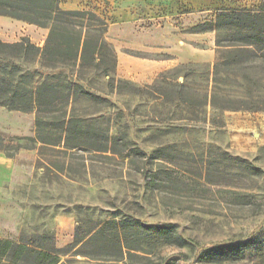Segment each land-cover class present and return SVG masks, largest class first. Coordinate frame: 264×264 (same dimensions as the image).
<instances>
[{"label": "rangeland", "instance_id": "rangeland-1", "mask_svg": "<svg viewBox=\"0 0 264 264\" xmlns=\"http://www.w3.org/2000/svg\"><path fill=\"white\" fill-rule=\"evenodd\" d=\"M59 7L91 9L107 21L117 61L110 76L139 91L111 89L99 70L0 57L8 69L36 70L35 84L57 75L50 80L59 91L63 82L79 86L67 104L55 97L38 115L56 125L69 113L81 120L67 148L59 128H37L33 112L0 106V132L36 138L20 141L30 147L15 151L10 178H0V239L59 252L60 264H264V109L209 103L212 93L219 104L264 101V60L255 48L226 65L223 52L245 43V32L194 29L215 22L218 8L255 13L264 0H59ZM3 20L1 41L27 36L43 45L42 31L33 38L27 23ZM106 140L109 149L98 151ZM128 218L171 223L188 245L143 238L140 251L118 254L112 226L90 239L105 221ZM246 240L235 258L198 261L205 248Z\"/></svg>", "mask_w": 264, "mask_h": 264}, {"label": "trees", "instance_id": "trees-1", "mask_svg": "<svg viewBox=\"0 0 264 264\" xmlns=\"http://www.w3.org/2000/svg\"><path fill=\"white\" fill-rule=\"evenodd\" d=\"M0 16L47 29L42 46L30 42L27 36H22L14 42L0 40V57L27 63L37 62L41 67L48 69L77 65L80 69L99 70L98 74L108 77L111 89L139 91V88L126 81L115 82L110 76L116 67V54L105 38L107 21L93 10L61 9L59 0H0ZM214 25L216 27L234 26L245 32L243 37L245 43L235 46L233 50L223 52V58H227L222 63L226 65L237 63V60H231V56L244 52L253 54L255 48L261 51L260 56L264 60V9L250 13L244 10L218 8L215 22L209 21L194 26V29L205 31ZM217 65L218 63L215 64V68ZM35 72L36 70L33 72L26 70L21 73L19 66L14 63L11 64L10 69L0 66V106L7 110L33 112L34 124L37 128L42 126L59 128L64 134V144L67 148H71L68 145V139L74 128L80 125L81 120L69 113L68 118H63L60 124L56 125L51 120L43 122L38 111L45 106L53 105L55 97L60 100L65 99L63 103L67 104L70 101L69 96L72 94L74 97V91L79 86L63 82L59 91L58 84L50 80L57 75H46L42 81L35 84L33 78ZM216 97V94L212 93L209 103L222 109L250 111L264 109V101L260 98H221L219 104ZM63 114H66V110ZM5 136L9 137V140H15L16 144L6 146L3 140ZM22 140L36 142V138L33 137L9 136L0 132V151L7 157H12L19 148L30 147L27 144H21ZM58 142H60L59 137ZM45 143L52 142L47 140ZM108 143L106 140L104 148L97 150L106 151L107 148L109 149ZM111 144L114 145V141ZM7 147L12 150H6ZM109 226L113 227L109 235L110 240H115L118 254H123L124 250L129 255L140 251L139 241L143 238L166 241L178 247L188 245V241L176 232L171 223H142L132 218L118 222L107 220L90 236V239L103 236ZM250 244L251 241L246 240L241 244H224L205 248L199 253L198 261L235 258L236 247L244 248ZM0 264H60V256L59 252L53 250L0 239Z\"/></svg>", "mask_w": 264, "mask_h": 264}, {"label": "crops", "instance_id": "crops-1", "mask_svg": "<svg viewBox=\"0 0 264 264\" xmlns=\"http://www.w3.org/2000/svg\"><path fill=\"white\" fill-rule=\"evenodd\" d=\"M4 18H7V17L0 16V24H4L6 22L5 20H3ZM8 19H10V18H8ZM11 20H13V19H11ZM16 21H18V20H16ZM27 25H28V27H27V31L26 32H27L28 35H30L33 38H39L40 37L39 32L42 31L41 32L42 33L41 34L42 35V39H41L42 41L40 43H38V45H40L46 38L47 29L46 28L37 27V26L31 25V24H27ZM19 27H21V24H20ZM35 28H38L39 31L36 32ZM122 58H125V56H122ZM118 59L119 60L121 59L120 56L118 57ZM144 63L152 65V63H155V62H151L150 60H145ZM0 163H2L4 166H6V168H4L2 170V172L0 173V178L9 179L11 175L9 173L8 166L11 165V163H12L11 158L7 157L5 155H4V157L0 156Z\"/></svg>", "mask_w": 264, "mask_h": 264}]
</instances>
